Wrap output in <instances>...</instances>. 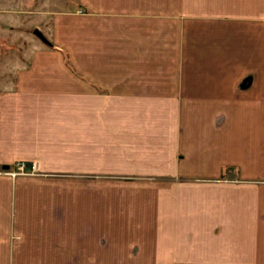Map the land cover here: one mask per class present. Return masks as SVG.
Masks as SVG:
<instances>
[{"label": "crops", "instance_id": "crops-1", "mask_svg": "<svg viewBox=\"0 0 264 264\" xmlns=\"http://www.w3.org/2000/svg\"><path fill=\"white\" fill-rule=\"evenodd\" d=\"M45 1L0 0V264H264V0Z\"/></svg>", "mask_w": 264, "mask_h": 264}, {"label": "rangeland", "instance_id": "rangeland-1", "mask_svg": "<svg viewBox=\"0 0 264 264\" xmlns=\"http://www.w3.org/2000/svg\"><path fill=\"white\" fill-rule=\"evenodd\" d=\"M35 4L38 8L48 9L52 11H62L67 8H72L74 2L73 0H46L44 3H35ZM77 12L80 13L82 11L80 9H77ZM19 21H21V19H19ZM34 22H35V25H39L42 27L44 26L45 20H43L42 18H39V19H34ZM2 25H3L2 28L4 29V31L2 32V34H0V62H1L0 74L1 75L6 74L10 76L11 73L15 72L13 66L9 65L10 61L12 60V62H15L16 58H23V59L28 58V54L26 53V50L29 49L30 52L32 50V45L30 43L32 41V39L30 38L31 37L30 35L32 34L28 36L20 32H17V34L15 33L10 34L7 32V27L9 24L3 23ZM5 25L7 26L5 27ZM64 58H65V61L67 62L66 55H64ZM12 166L9 168L3 169L1 171H4V170L10 171L12 169ZM35 171L37 172V170ZM3 173L7 174L6 172H3ZM18 175H30V174H18Z\"/></svg>", "mask_w": 264, "mask_h": 264}, {"label": "built area", "instance_id": "built-area-1", "mask_svg": "<svg viewBox=\"0 0 264 264\" xmlns=\"http://www.w3.org/2000/svg\"><path fill=\"white\" fill-rule=\"evenodd\" d=\"M37 170L35 162H26L23 160H18L14 162L12 169L10 171L4 170L3 172H6L7 174L14 176L18 174H33Z\"/></svg>", "mask_w": 264, "mask_h": 264}, {"label": "water", "instance_id": "water-1", "mask_svg": "<svg viewBox=\"0 0 264 264\" xmlns=\"http://www.w3.org/2000/svg\"><path fill=\"white\" fill-rule=\"evenodd\" d=\"M32 33L43 43L48 44L47 39L44 37V35L37 29L33 28Z\"/></svg>", "mask_w": 264, "mask_h": 264}]
</instances>
